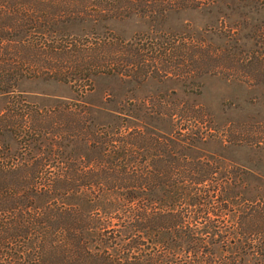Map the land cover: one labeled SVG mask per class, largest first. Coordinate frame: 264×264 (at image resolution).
I'll return each mask as SVG.
<instances>
[{
  "label": "trees",
  "instance_id": "16d2710c",
  "mask_svg": "<svg viewBox=\"0 0 264 264\" xmlns=\"http://www.w3.org/2000/svg\"><path fill=\"white\" fill-rule=\"evenodd\" d=\"M188 4L0 0V264H264V177L224 154L244 129L132 94L149 80L198 94L201 77L238 70L232 48L106 31ZM94 79L115 86L96 93ZM37 81L73 97L31 102L23 86Z\"/></svg>",
  "mask_w": 264,
  "mask_h": 264
},
{
  "label": "rangeland",
  "instance_id": "374dc122",
  "mask_svg": "<svg viewBox=\"0 0 264 264\" xmlns=\"http://www.w3.org/2000/svg\"><path fill=\"white\" fill-rule=\"evenodd\" d=\"M185 1L189 2V7L162 14L155 9L154 21L142 14H134L131 18L111 22L106 31L124 40L143 39L148 34L193 36L213 48H232L238 70L201 77L199 85L192 86V92L198 94L189 93V87L176 80H149L135 87L132 94L138 101L149 96L161 100L159 103L165 110L181 115L189 109L200 110L206 118L201 126L210 128L211 125L216 131L225 129L224 132L229 133L230 127V132L237 135L238 128H243L245 141L239 146L238 141L231 145L225 143L224 154L227 159L264 177V150L260 152L254 145L256 141L264 144V69H257L255 65V59L264 60V10L238 0ZM93 84L96 93L115 86L111 81L99 79H94ZM23 91L31 102H37L36 99L39 102L43 95L63 99L73 97L68 85L53 82L27 83ZM145 106L154 107L149 101ZM179 123L181 126L177 124V127L194 125L183 119Z\"/></svg>",
  "mask_w": 264,
  "mask_h": 264
}]
</instances>
